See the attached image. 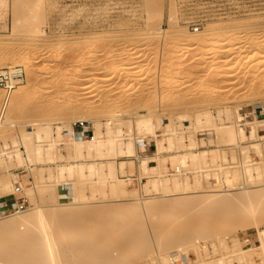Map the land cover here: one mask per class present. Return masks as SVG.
I'll return each instance as SVG.
<instances>
[{"label": "rangeland", "instance_id": "1", "mask_svg": "<svg viewBox=\"0 0 264 264\" xmlns=\"http://www.w3.org/2000/svg\"><path fill=\"white\" fill-rule=\"evenodd\" d=\"M2 9L0 8V59L5 56L7 59L6 61L0 60V69L6 68L9 63L22 61V56H30L29 64L32 73L25 72L24 82L17 86L30 83L34 84L33 88L35 87L33 91L25 93L18 99L17 108L10 113L11 125L0 126V151L12 156L7 158L9 166H6V159L0 158V175L9 170L10 175L7 178L14 185L18 181L22 187L32 188L34 185L38 187L47 183L41 170L39 171L44 165L38 164L32 175H29L28 169L20 167L16 161L14 151L17 148L21 151L26 149L20 144L15 145L14 142H19L20 135L30 124L38 122L54 128L64 125L65 140L68 141L70 135L68 129L76 120L90 121L93 126L94 123H99L105 131L111 116L121 114L120 119L124 122L121 127L125 128L144 109H149L155 114H153V120L156 124L158 120L160 121L158 128L160 139L164 138L162 134L166 132V125L170 124L175 130L183 133L187 143L195 139L197 146L201 149L219 147L218 162L232 171L230 172L231 178L234 177L233 170H238L240 173L242 170H240V160H247L248 155L251 159L262 161V165L264 164V145L260 152L249 145L252 141L250 139L245 142L247 148H243V145L242 147L226 146L228 142L222 140L212 126L204 130L196 129V118L200 113L209 112L215 124L225 126L232 123V126H239L253 121L255 117L248 115L249 112L257 104L264 103V90L251 94L248 87L252 84L246 83L247 76H251L250 73L256 72L255 74L260 75L262 72L264 74V0H18L17 2L7 0L6 10ZM16 18L21 19L22 23L20 22L21 24H18L16 31L13 32L11 28ZM31 19L33 23L30 22ZM24 22L31 23L27 26L29 28L26 29L27 31L21 30L23 25H26ZM196 27L199 30H196ZM212 27L222 32L209 38L207 47L210 49L217 42L227 46L225 50L227 48L228 53L227 51L225 53L223 49L217 56L220 54L221 59L224 56L232 58L229 59V64L234 76L231 78V74L224 73L221 80H211L214 88L210 92H205L202 86L204 84H200L201 77L206 70V64L200 63V59L204 58L200 57V51L196 46L194 49L189 46L190 42L198 38L200 32ZM40 30L46 37L37 43L34 41V34ZM184 30L187 35L181 34ZM118 31L120 35H117ZM227 33L233 37L227 38L229 36L226 35ZM62 44L65 50L56 51ZM258 46L261 49L260 52L256 50L259 49ZM161 54H167L171 60L165 61ZM225 57L223 59H227ZM19 64L25 67L23 62ZM214 69L215 67L210 70ZM114 71L124 73V75L110 80L109 76ZM262 77L264 81V76ZM216 82L217 86H220L217 89L223 90L218 94L214 92ZM16 87L9 92L0 88V124L4 123L3 120L10 111L9 100ZM29 97H32L31 99L36 103L28 105L27 98ZM164 98L168 99V102H164ZM80 107L85 108L80 109ZM227 109L231 110L234 115H228ZM237 112L246 118L243 121V118L240 120ZM182 115L188 116L187 120L182 119ZM261 116L263 117L259 118H264V114ZM249 126L250 124L247 123V132ZM259 129L264 130V126H259ZM261 130L260 134H264ZM153 139L149 136L146 141H153ZM154 150L156 151V146ZM241 150L247 153L242 154ZM64 153L66 154L65 151ZM138 155L142 156L140 152ZM224 155L228 161L223 159ZM124 159L129 162L123 173L117 164ZM209 159L210 166L203 173H196V175L194 170H192L194 173H191L189 168L191 166L183 168L184 171H188L192 182L195 180V175H201L199 179L202 180L200 181L204 190L219 188V183L215 181V173L225 175L214 164V153L209 155ZM141 160L142 158L138 157H119L116 160L118 176L121 179H126V176L130 175L138 176V183L141 178H146L141 181V186H144L151 177L161 179L168 175L170 178L173 175L180 176L181 179L186 177L180 173L171 172L174 167L172 160L169 161L168 157L166 159L167 169L162 172V177L161 173L156 171L145 172L140 166ZM157 163L158 161L150 165H157ZM225 168L224 172H226ZM191 169L194 168L191 167ZM87 180H89L88 184L83 182L86 188L82 183V187L77 183L71 185V190L62 191L59 187L57 188L55 196L60 198L62 203H74L66 206L65 209L77 212L79 209V212L84 209L83 212L86 214L83 213L81 218L61 216L55 218L57 221L53 220L56 222L53 223V227L59 234L57 242L60 241L58 244L56 242V247L67 242L71 243V240L80 237L81 241L86 243L85 245L92 244L90 247L93 246V256L96 259L107 256L114 259L124 258L127 264H143L145 261L147 264H153L155 258L151 256L152 240L158 234L166 236L186 229L179 227L180 223L171 220L170 215L173 214L165 210L168 209L165 206L170 198L164 197L163 190L147 193L140 189L142 198L156 197L160 205H165L159 207L161 210L157 208L156 213L147 219L137 210L130 209V205H140V201L133 200V197L115 198L109 193L110 183L104 185L102 182L92 183L93 180ZM235 181L236 185L242 183L241 178ZM138 183L136 181L127 182L126 187L139 190ZM96 184H100L99 187L98 185L96 187ZM93 186L94 190L91 188ZM102 190L104 193H101ZM12 192L13 190L3 193L0 197L6 199L11 196ZM69 193L71 194L68 195ZM25 194L29 200L28 212L37 206L47 211L50 209L48 205L53 194L39 192L32 198L27 193ZM81 195H86L89 201L91 199L90 204H77L80 202L78 197ZM89 214L91 216L87 218ZM199 214L201 212H196V215ZM204 214L199 216L202 217ZM206 216L204 218L206 222L213 219L211 214ZM198 217L199 220L200 217ZM186 218L188 219L189 216L184 215L180 220L181 223L188 224L189 219ZM130 230H139V232L130 235L128 234ZM80 233L85 236L83 234L79 236ZM219 233L228 243L232 242L237 233V238H240L244 248H246L242 242L244 235L257 237L258 241V232L253 228L241 231L236 228L220 229ZM8 235L4 234L1 238ZM139 236L145 237L150 244L146 246L140 242V245L138 240L136 242ZM76 239L74 241H77ZM204 242L208 246L207 256L204 251L190 250L186 260L181 258L177 264H197V261L204 258L209 261L221 256L222 250L218 238L211 237ZM79 243L77 244L79 247H88L82 243L80 246ZM212 244H216L217 251L214 250ZM3 250L0 252L7 254L6 249ZM36 252L35 255L40 253ZM41 252L43 254V251ZM79 255H81L80 258L84 257V251H81ZM254 263L262 264L263 262L255 255Z\"/></svg>", "mask_w": 264, "mask_h": 264}, {"label": "bare ground", "instance_id": "2", "mask_svg": "<svg viewBox=\"0 0 264 264\" xmlns=\"http://www.w3.org/2000/svg\"><path fill=\"white\" fill-rule=\"evenodd\" d=\"M17 1L18 0H16V2ZM6 7L7 0H0V8L5 9ZM35 17L37 16L35 15ZM20 22L22 23L21 19L16 18V21L15 23H13V26L11 28L13 32L16 31L18 24H21ZM30 22H32V19ZM27 23H25L26 25L22 24L23 28L21 30H26L28 28L27 26L31 25V23ZM119 32L120 31H118L117 35L121 34ZM221 32L222 30L214 29V27L206 28L202 32H200L198 38H196L195 40L193 38L192 40L194 41L190 42L189 48L193 47L194 49V47L196 46L198 48V51H200V57L204 58L203 60L199 58L200 63L206 64V70L201 77L200 82V84H204L202 86L204 87L203 91L205 92H210L211 89L214 88L213 84H211L210 82L211 80H221L224 73L231 74V78L234 76V74L231 73L232 68L229 64L232 58L230 59L227 58V56H224L227 59H223L224 57L221 59L220 54L219 56H217V54L223 49L225 50V47L227 46L221 44V42H217L216 44L211 46L210 49L207 47L209 38L216 34H221ZM185 33L186 31L184 30L181 34L184 35ZM224 33L223 36L225 35ZM226 35H229L228 37L226 36L227 38L231 36L228 33ZM45 37L46 36L44 32L40 30L34 34V41L40 43L45 39ZM251 43L253 44V42ZM62 45H59L56 51L63 52L65 48L64 44ZM258 45L260 46V44ZM256 50H259L260 52L261 49L259 47V49L257 48ZM226 51L227 48L225 50V53ZM262 52L263 51H261V53ZM29 57L28 55L22 56V61L9 63L4 69H17L21 70L24 73H32L31 65L29 64ZM161 57L165 61L171 60V57L167 56V54L162 55ZM6 59L7 57L5 56L0 60L6 61ZM21 62L24 63L25 67L19 64ZM7 63L8 62H6V64ZM213 67H215V69L211 71L210 69ZM222 68L224 69L222 70ZM255 73L256 72L250 73L249 75L251 76H247L246 80V83L248 82L252 84H249V90L247 89L251 94H256L257 92H261L262 90H264V81H262L263 77L261 78V76H264V74L262 72L260 75ZM123 75L124 73L120 74L117 71H114L110 74L109 79L115 80L119 77H122ZM23 82L24 81L22 80L15 79L12 82V85L13 87H16ZM33 85L28 83L25 85L17 86L13 90L12 96L9 100L10 111L5 116V120H3L4 123L0 124V126L11 125L10 113L17 108L18 99L20 97H22L29 91H33L32 89L35 88H33ZM214 86L216 89L214 90L215 93L218 94L219 92L223 91L217 89L218 87H220L217 86V82ZM31 98H27L28 105L36 103ZM164 102H168V99H165ZM257 105H262L264 108V103H259ZM84 108L85 107H80V109ZM226 112L230 116L234 115L231 110L227 109ZM237 113L239 119L241 120L243 118L242 114L240 112ZM153 114L154 113L149 109H144L140 111L137 114L136 119L130 121L129 125L125 128L121 127L124 123L120 119L121 114L118 116H111L110 121L106 124L105 131L102 130L101 124L94 123V135L88 138H79L75 136L72 126H70V128L68 129L70 132L68 141L65 140L66 138L64 135V125L54 128L50 125L42 123L40 124L38 122L30 124V126H28L24 130L22 135H20L19 142H14L15 145L20 144L21 146L25 147L26 150L21 151L17 148V150L14 149L15 151H13L15 152L17 164L22 168H27L29 171V175H32L38 164L44 165L43 167L41 166L42 168L39 169V171L41 170L42 176L47 180V183L38 187L34 185L32 188L25 186L23 187V190L25 193H27V195L31 196V198L35 197L39 192H47L50 195L53 194L54 196H52V198L49 200L48 207L50 209H48V211L43 207L37 206L32 208L29 212V209H27L26 211L19 212L18 214L0 217V246H2L0 247V251H4L3 249H6L7 253L4 254L3 252H0L2 253V255L0 254V264H127L124 258L114 259L107 256H103V258H101V256L99 259H96L93 256V246L90 247V245L92 244L85 245L86 243H83L80 237L77 238H80V240H77L75 238L78 242L74 241L75 239H73V241L71 240V243L67 242L66 244L64 243V245L62 244V246L58 245L59 248L56 247V245L60 241L57 242L59 234H57V231L53 227V223L57 221V219L55 218L61 216L69 218H81V215H83L84 213V209L81 212H79L80 209L78 210V212L75 210L72 211L65 209L66 206L73 205L74 203H62L61 199L55 196L57 188L59 187L62 191H65L66 189L71 190L72 187L70 186L75 183L82 187L84 185L83 182H87L88 184L89 180L87 179L93 180L92 183L102 182L104 183V185L106 183H110L109 187L111 186V188L109 193L115 198L133 197V200L136 199V201H140V205H130V209L133 208L132 210H137L139 214H142V216L147 219L152 217V215L156 213L155 210L157 208L161 206L164 207L165 205H160V202L158 203V198L156 197L142 198L140 194L141 192H139L140 189L145 190L147 193H150L151 191L159 192L160 190H163V192L165 193L164 197L170 198L167 201L168 204L166 203L165 206V208L167 207L168 209L163 208V210L165 209L166 211H170L171 214H173L170 215L172 217L171 220H173L174 222L176 221L178 224L180 223L179 227H185L186 229L170 233L166 236H161L160 234H158L156 238L152 240L153 246L151 249V256L155 258V260H153V264H174L173 257L178 260L183 258L185 261L187 256H189L190 250H200L201 252L204 251L207 256L209 253L207 248L208 246L205 245L204 241L211 237L218 238L222 250L221 256L217 259L209 261L205 260L206 258H204L200 261H197V264H255V255L260 257L263 262L262 264H264V164L262 165V161H255L251 159L248 154H246L248 155L247 160H240V170H242L239 171L241 174L238 172V170H233L234 177L231 178L232 175L230 174V172L232 171H229L225 166L227 168L226 170V168L221 165L220 162H218L220 159V155L219 153H217L219 147L213 149H201L197 146L195 139H192L191 141L189 140L190 142L188 141L189 143H187L185 137L183 136V133L181 134L180 132L175 130L170 124L166 125V132L162 134L164 135V138L160 139L159 137L161 135H159L158 130V128L160 127V121L158 120L156 124L153 120ZM263 114L264 111L260 114H253L255 119L253 121L247 122L250 124L248 128L249 131L247 132V123L240 124L239 126H232V123L225 126L224 124L218 125L213 122L212 115L209 112H203L200 113L196 118V129L204 130L206 129V127L212 126L215 129L216 133L221 136V139L228 142L226 146L236 145L238 147H242L243 145V148H247L248 146L245 145V142L247 139H250L252 141H250L249 145L260 152L262 149V145H264V134H260L261 129H259V126H264V123L261 124L262 122H264V118L261 119L259 117H263L261 116ZM181 118L187 120L188 116L182 115ZM149 136L154 138V142L148 140V144H150V142L153 143L156 146V151L154 152V154L152 153V156L147 155L139 157L138 153L144 151L143 142L146 141ZM62 146L64 147L62 148ZM64 151L66 152V154L64 153ZM244 152L246 151H240V153L242 154ZM211 153H214V164H216V166L219 167V170L221 169L222 173H224L225 175L222 176L221 173H215V181L219 183V188L214 190H204L201 183L202 180L199 179L201 175L196 176V173H203L204 170H206V168L210 166L211 161L209 159V155ZM225 156L226 155H224L223 159L227 160ZM11 157V154L6 155L4 151H0L1 159H6L7 161V158ZM119 157L142 158L140 162V166L142 167V169H144L145 172L156 171L157 173H161V177L162 172L167 169L166 159L168 157L170 159L169 161L172 160V166L174 167V169L178 168L179 173L186 177L184 179H181L180 176L174 175V177L172 176V178L168 177V175L163 179L151 177L144 184V186H141V178L139 180L140 182L138 183L139 190L128 189L126 187V184L127 182L133 183V178L131 177L132 175L126 176V179H121L118 176L116 160H118ZM150 159L155 161V163L158 161L157 165H150ZM128 162L129 161L124 159L119 161L117 164L119 165L120 171L122 170L123 173ZM222 162L223 161H221V163ZM9 165L10 163L9 161H7L6 166ZM172 166L170 167L173 168ZM189 166L193 167L194 169H191V167ZM187 167L190 168L191 173L193 172L192 170L195 171L196 175L194 182L190 180L188 171H183V168ZM224 168L226 172H224ZM44 171H47V173H43ZM9 175V170H6L4 174L0 175V195L6 192H10L11 190L14 191L15 189L14 183H12L10 179L7 178L9 177ZM16 175H18V173ZM240 178L242 179V183L236 185L235 180L239 181ZM72 180L75 182H73ZM81 183L83 185H81ZM89 185L91 186V184ZM97 185L98 184H96V187ZM83 187H85V185ZM91 188H93L94 190V186ZM95 191L98 192L97 189ZM101 193H104L103 190ZM70 194L71 193H69L68 195ZM78 201L80 202H78L77 204L87 205L90 204L91 199L89 201V198H87L86 195H81L78 197ZM158 210L161 209L159 208ZM196 212H201V214L199 215H202V213L205 214L201 217L199 215H196ZM208 214L213 215V219L209 222H206V219L204 218H206V215ZM184 215L189 216L188 224L183 221V223H181L180 221L182 217H184ZM90 216L91 215L89 214L87 218H89ZM197 217L199 218V220L197 219ZM191 219L193 223H190ZM219 228L221 230H232L233 228H236L239 231L249 228L256 229L258 232L259 243L257 246L254 245L252 247L244 248L241 245L240 238H237V233L232 242L228 243L219 233ZM138 232L139 230H130L128 231V234L135 235ZM4 234L9 235L2 239L1 237ZM82 234L80 233L79 236ZM10 236L12 237L10 238ZM13 236H15V238ZM83 236L85 235L83 234ZM137 240L139 244L140 242L141 244L143 243L142 245L150 244V242L145 239V237L139 236L137 237L136 242ZM79 242L84 244V246H88L90 248L79 247L77 245ZM82 244L80 246H82ZM212 245L214 246V250L217 251L218 248L216 244ZM6 247L8 248L9 252ZM43 249L46 251H44ZM36 250L39 251L36 252ZM41 251H43V254ZM81 251H84L85 256L80 258L81 255H79V253H81ZM35 252H40L38 253L40 255H35ZM44 252L46 253L44 254ZM143 264H147L146 261Z\"/></svg>", "mask_w": 264, "mask_h": 264}, {"label": "built area", "instance_id": "3", "mask_svg": "<svg viewBox=\"0 0 264 264\" xmlns=\"http://www.w3.org/2000/svg\"><path fill=\"white\" fill-rule=\"evenodd\" d=\"M196 30H199L198 27H196ZM25 73L21 70L17 69H0V88L6 91H11L14 87L12 85V82L17 80L24 81ZM264 111V108L262 105H256L252 108V111L249 112L248 115L252 116L253 114H260ZM246 117H243L242 121ZM241 121V122H242ZM73 133L75 136L79 138H88L94 135V126L91 122L86 120H77L74 121L72 124ZM144 145V151H141L140 154L142 156H147V153L149 149L151 148V145L148 144L147 141L143 142ZM141 155L139 157H142ZM152 162H150L151 164ZM184 171V170H183ZM172 173H179V169H171ZM133 178V181H136L138 183V176H131ZM146 178H142V181H144ZM11 201L9 202H2L0 203V216H10L13 214H18L19 212H24L28 209L29 200L26 194L24 193L23 187L20 183H15V189L13 193L11 194ZM242 242L245 247H252L256 244H258L257 237H253L252 235L246 234L242 237ZM174 264H177L178 259L174 258Z\"/></svg>", "mask_w": 264, "mask_h": 264}, {"label": "crops", "instance_id": "4", "mask_svg": "<svg viewBox=\"0 0 264 264\" xmlns=\"http://www.w3.org/2000/svg\"><path fill=\"white\" fill-rule=\"evenodd\" d=\"M261 131H264V130H261ZM149 145H151V148L149 149V151H148V153H147V155L148 156H152L153 154H154V152H155V150H154V144L153 143H150ZM151 153V154H150ZM153 153V154H152ZM150 162H155V161H153L152 159H150ZM11 199H12V197L10 196V197H8V198H1L0 197V203H2V202H9V201H11Z\"/></svg>", "mask_w": 264, "mask_h": 264}]
</instances>
